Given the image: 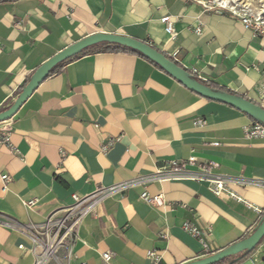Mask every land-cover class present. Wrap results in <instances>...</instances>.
<instances>
[{
  "label": "crops",
  "instance_id": "1",
  "mask_svg": "<svg viewBox=\"0 0 264 264\" xmlns=\"http://www.w3.org/2000/svg\"><path fill=\"white\" fill-rule=\"evenodd\" d=\"M96 33L127 36L168 57L176 52L182 69L264 109V37L227 13L205 12L194 0H16L0 3V111L40 65ZM79 54L0 123L16 150L0 147V177L9 176L4 190L0 181V264H34L28 236L2 222L42 223L62 215L73 194L142 182L191 156L185 177L216 164L210 174L240 200L220 199L206 182L186 178L137 184L82 220L71 257L60 251L59 264H103V252L110 264H150L148 252L159 264L204 258L182 230L186 222L213 254L248 237L264 215V138L244 136L253 119L195 94L135 53ZM143 191L164 203H143Z\"/></svg>",
  "mask_w": 264,
  "mask_h": 264
},
{
  "label": "built area",
  "instance_id": "2",
  "mask_svg": "<svg viewBox=\"0 0 264 264\" xmlns=\"http://www.w3.org/2000/svg\"><path fill=\"white\" fill-rule=\"evenodd\" d=\"M199 4L205 12H214L216 14L227 13L232 17H235L243 28L250 30L256 36L264 37V16L260 13L252 12L250 10L235 9L223 5L219 2H207L203 3L199 0H194ZM165 24V33L170 37H174L173 26L174 23L169 17L162 18ZM200 30H197L199 33ZM177 53L171 54L170 58L175 62ZM194 78L203 81L195 71L188 72ZM204 82V81H203ZM264 93V86L262 88ZM196 124L202 125V121H197ZM244 136L248 140L262 139L264 138V126L258 122L253 121L244 130ZM113 141L109 140L101 147V152H106L112 145ZM6 146L13 153L16 150L10 142V135L8 132L0 133V147ZM195 164V158L189 157L184 162H169L163 169L156 172L153 177H148L142 182L129 181L116 184L109 187L96 188L92 193L86 195L73 194V203L63 210L62 215L57 216L56 213L48 215L42 223L39 224H27L25 226L19 225L14 222H2V225L9 227L17 232L25 234L31 241V251L34 254V264H59L58 254L60 251H64L67 258L72 255L73 243L77 239V228L81 224L82 220L91 214H94L97 207L106 199L113 196H121L124 192L137 185H145L155 178H168V179H191L198 182H206L208 184L209 191L216 197L229 200L230 198H237L229 189L228 183L223 177L214 176L210 174V170L216 167V164H209V166L202 168L199 174L193 177H185L187 166H193ZM2 189H5V185L9 182V176L2 175L0 177ZM240 200L239 198H237ZM140 200L153 207H159L164 203L161 195L151 196L146 191L140 194ZM31 206L33 202L26 203ZM182 230L193 238L197 239L201 244L203 251L205 252L203 257L212 255L209 251V246L202 238H200L199 231L186 222L182 225ZM264 246V238L259 245L254 249L256 255L261 253V261L259 264H264V252L262 248ZM22 249V246H19ZM253 250V251H254ZM147 258L150 260V264H159V256L155 252H148ZM263 258V260H262ZM101 260L103 264H110L111 254L110 252H103L101 254ZM238 264H256L252 259V256H247Z\"/></svg>",
  "mask_w": 264,
  "mask_h": 264
},
{
  "label": "water",
  "instance_id": "3",
  "mask_svg": "<svg viewBox=\"0 0 264 264\" xmlns=\"http://www.w3.org/2000/svg\"><path fill=\"white\" fill-rule=\"evenodd\" d=\"M103 43L129 48L143 55L158 65L163 71L172 76L177 82H179L188 90L205 99L230 106L264 126V109L261 106L245 99L243 96H236L208 88L191 76L186 70L179 67L175 62L169 60L165 54L159 52L145 42L127 36L102 33L93 34L76 42L75 44L68 46L40 65L21 89L14 102L9 107L0 111V123L11 119L21 107V105L30 97V95L37 89L42 81L48 77L50 72L60 63L90 47ZM263 238L264 215L254 228L253 232L245 239L225 248L224 250L189 262L187 264H218L229 257H236L235 260H233L230 264L238 263L241 257L252 252L259 245Z\"/></svg>",
  "mask_w": 264,
  "mask_h": 264
},
{
  "label": "trees",
  "instance_id": "4",
  "mask_svg": "<svg viewBox=\"0 0 264 264\" xmlns=\"http://www.w3.org/2000/svg\"><path fill=\"white\" fill-rule=\"evenodd\" d=\"M8 1H16V0H0V3H3V2H8ZM115 51H125V52H132V53H135L143 58H145L146 60H148L149 62H151L152 64H154L155 66L159 67L158 65H156L155 63H153L152 61H150L149 59H147L146 57H144L143 55L129 49V48H124V47H120V46H116V45H110V44H98V45H95L93 47H90L84 51H82L79 55H86L88 53H103V52H115ZM166 56V55H165ZM169 60L172 61V59L168 56H166ZM67 60L60 63L57 67H55L51 72L50 74L54 73L58 68L62 67L64 64H66ZM174 62V61H173ZM176 63V62H175ZM178 65V63H176ZM179 66V65H178ZM180 67V66H179ZM160 68V67H159ZM161 69V68H160ZM196 80H198L196 77H195ZM200 83H202L203 85L207 86L208 88L212 89V90H217V91H221V92H225V93H229V94H233V93H230L226 90H223V89H218L216 88L214 85L212 84H209L207 82H203V81H200L198 80ZM233 95H236V96H239L237 94H233ZM246 99V98H245ZM254 121V120H253ZM253 253L250 252L249 254L245 255V256H242L241 259L239 260V262H241L244 258H246L247 256H250L251 254ZM225 261V260H223ZM222 261V262H223ZM220 262V263H222ZM238 262V263H239ZM218 263V264H220ZM238 263H235V264H238Z\"/></svg>",
  "mask_w": 264,
  "mask_h": 264
},
{
  "label": "rangeland",
  "instance_id": "5",
  "mask_svg": "<svg viewBox=\"0 0 264 264\" xmlns=\"http://www.w3.org/2000/svg\"><path fill=\"white\" fill-rule=\"evenodd\" d=\"M203 3L207 2H219L222 3L223 1H227L228 4L226 6L230 8H235V9H244V10H250L252 12L260 13L262 16H264V0H199ZM262 252H264V246L262 248ZM252 259L255 261L256 264H259L261 261L262 254L259 253L256 255L255 250L251 254ZM236 257H229L225 261H223L220 264H230L233 260H235Z\"/></svg>",
  "mask_w": 264,
  "mask_h": 264
},
{
  "label": "bare ground",
  "instance_id": "6",
  "mask_svg": "<svg viewBox=\"0 0 264 264\" xmlns=\"http://www.w3.org/2000/svg\"><path fill=\"white\" fill-rule=\"evenodd\" d=\"M222 4H223V5H227V4H228V2H227V1H226V2H225V1H223V2H222Z\"/></svg>",
  "mask_w": 264,
  "mask_h": 264
}]
</instances>
